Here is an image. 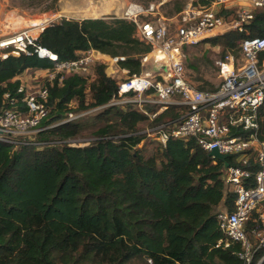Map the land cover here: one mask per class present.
Returning a JSON list of instances; mask_svg holds the SVG:
<instances>
[{
    "label": "trees",
    "instance_id": "16d2710c",
    "mask_svg": "<svg viewBox=\"0 0 264 264\" xmlns=\"http://www.w3.org/2000/svg\"><path fill=\"white\" fill-rule=\"evenodd\" d=\"M263 36L260 9L243 32L204 41L222 47L223 59L227 53L238 56L244 39ZM37 44L59 60L89 49L123 56L118 64L130 74L143 70L141 59L151 50L133 22L114 14L63 17L44 28ZM54 66V60L35 52L0 58V103L10 93L25 109L18 77ZM93 74L91 80L67 74L62 81L58 75L48 84L49 114L37 133L44 144L14 147L0 141V264H244L239 243L219 244L225 235L217 214L232 210L236 198L224 181L223 162L195 139L146 146L143 130L179 121L181 108L169 107L151 119L132 106L110 105L67 120L70 113L104 106L117 94L107 64L96 63ZM259 116L264 141V104ZM90 125L95 139L72 145ZM247 166L258 167L253 154ZM260 227L257 219L248 221L251 239V231ZM263 256L264 248L258 249L254 264Z\"/></svg>",
    "mask_w": 264,
    "mask_h": 264
},
{
    "label": "built area",
    "instance_id": "2783aa9c",
    "mask_svg": "<svg viewBox=\"0 0 264 264\" xmlns=\"http://www.w3.org/2000/svg\"><path fill=\"white\" fill-rule=\"evenodd\" d=\"M197 1L189 0L172 16L163 12L164 2L131 1L122 14L116 15L133 22L136 35L151 46L141 59L143 70L134 74L119 66L123 56L111 57L95 49L75 59L59 60L57 54L37 44L44 28L55 21L51 16L14 33L0 32V58L35 52L55 61L53 69L38 70L26 80L21 79L17 94L25 109L16 104V96L4 95L0 103V141L14 147L44 144L35 137L49 114L48 84L52 85L58 75L62 81L72 73L94 79L93 66L107 64L108 72L117 79V94L104 106L70 113L67 120L110 105L124 109L132 106L151 119L173 104L182 106L183 114L176 124L150 126L143 132L162 146L171 138L195 139L204 150L217 148L228 155V161L234 159L225 167L224 181L236 198L232 210L221 209L217 214L225 235L219 244L228 247L239 243V257L244 264H254L256 251L264 248V141L259 137V109L264 104V36L242 41L240 61L231 53L219 60L222 82L211 90L197 88L189 78L185 48L226 32H243L256 12L264 9V0H210L207 5ZM151 63L159 70L148 69ZM112 65L116 66L115 72L109 71ZM253 153L256 169L247 166ZM255 219L261 227L251 231V239L246 227ZM263 259L264 256L256 264Z\"/></svg>",
    "mask_w": 264,
    "mask_h": 264
},
{
    "label": "rangeland",
    "instance_id": "374dc122",
    "mask_svg": "<svg viewBox=\"0 0 264 264\" xmlns=\"http://www.w3.org/2000/svg\"><path fill=\"white\" fill-rule=\"evenodd\" d=\"M131 1L145 4L164 2L163 12L172 16L178 13V7L183 9L189 0H0V32L3 34L14 33L32 24L31 20L41 17L46 19L51 16L55 21H58L63 17L81 19L120 15ZM185 50L187 74L193 84L197 87L202 85L207 89H215L222 82L218 68V62L223 55L222 47L202 41L194 46L186 47ZM236 57L240 61L241 52ZM147 68L159 70L160 67L151 63ZM112 72L115 71L112 70ZM100 124L99 122L98 125ZM38 139L37 135L35 141H39ZM94 139L95 136L90 125L85 128L82 136L71 140L70 143L84 146ZM145 143L150 150L156 145V140L149 137ZM253 155L256 154L253 153ZM262 209H264V202Z\"/></svg>",
    "mask_w": 264,
    "mask_h": 264
},
{
    "label": "water",
    "instance_id": "95a60500",
    "mask_svg": "<svg viewBox=\"0 0 264 264\" xmlns=\"http://www.w3.org/2000/svg\"><path fill=\"white\" fill-rule=\"evenodd\" d=\"M210 155L215 157L216 159L222 161L223 164H224V167H228L229 166L228 155L220 153L217 148L212 149L210 151Z\"/></svg>",
    "mask_w": 264,
    "mask_h": 264
},
{
    "label": "crops",
    "instance_id": "0c3cea01",
    "mask_svg": "<svg viewBox=\"0 0 264 264\" xmlns=\"http://www.w3.org/2000/svg\"><path fill=\"white\" fill-rule=\"evenodd\" d=\"M42 19H44L45 20V17H41ZM191 46H194V45H191ZM189 47V46H188ZM219 68V67H218ZM38 71V70H37ZM30 75H32V73H30L29 71H25L23 74H21L18 78H20V79H23V80H26ZM171 107H176V108H181V111L183 112V107L182 106H180V105H176V104H173V105H171L170 106V108ZM154 109H155V107H154ZM168 109V108H167ZM166 110V109H165ZM164 111V110H163ZM163 111H161V112H163ZM182 117V116H181ZM181 119V118H180ZM178 122V121H177ZM177 122H175V123H172V125L170 124V122H169V124H170V126H173L174 124H176Z\"/></svg>",
    "mask_w": 264,
    "mask_h": 264
},
{
    "label": "bare ground",
    "instance_id": "6f19581e",
    "mask_svg": "<svg viewBox=\"0 0 264 264\" xmlns=\"http://www.w3.org/2000/svg\"><path fill=\"white\" fill-rule=\"evenodd\" d=\"M109 6V5H108ZM109 12V11H108ZM50 17V16H49ZM32 21V24L33 25H38V24H40L42 21H44V19H42V18H35V19H33V20H31ZM116 69V66L115 65H112L111 67H110V69H109V71H112V70H115Z\"/></svg>",
    "mask_w": 264,
    "mask_h": 264
}]
</instances>
